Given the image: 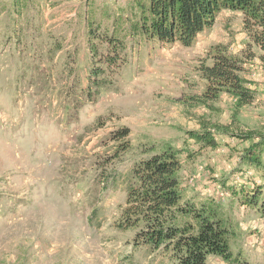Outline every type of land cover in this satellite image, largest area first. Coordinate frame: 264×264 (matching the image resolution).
Returning a JSON list of instances; mask_svg holds the SVG:
<instances>
[{
	"label": "rangeland",
	"instance_id": "rangeland-1",
	"mask_svg": "<svg viewBox=\"0 0 264 264\" xmlns=\"http://www.w3.org/2000/svg\"><path fill=\"white\" fill-rule=\"evenodd\" d=\"M130 1L0 0V264H175L121 227L133 168L163 145L194 155L180 171L185 196L218 205L237 233L233 250L264 264V214L241 200L264 189L246 159L264 139V73L244 14L222 10L188 47L90 40L91 15L111 14V26L132 14ZM221 55L242 61L253 103L206 98L203 68ZM205 125L219 133L216 148L188 135Z\"/></svg>",
	"mask_w": 264,
	"mask_h": 264
},
{
	"label": "trees",
	"instance_id": "trees-1",
	"mask_svg": "<svg viewBox=\"0 0 264 264\" xmlns=\"http://www.w3.org/2000/svg\"><path fill=\"white\" fill-rule=\"evenodd\" d=\"M24 1L30 0H13L17 7ZM129 4L132 14L124 12L115 19L112 16L111 26L102 25V20H107L111 14L104 13L102 19L91 15L90 40L93 35L101 44L119 50L120 44L136 35L161 45L179 43L188 47L214 25L222 10L240 11L254 43L262 51L260 60L264 73V0H131ZM118 55L119 52L115 57ZM110 56L111 53L108 58ZM241 62L237 57L221 55L213 66L203 68L204 78L211 82L206 98L215 100L219 92L226 91L240 107L257 99V91L249 88L248 81L240 76ZM201 101L202 104L208 102ZM221 128L224 127H217ZM218 134L208 125L201 131L188 133L202 149L219 146ZM263 151L264 139L246 159L260 169L264 177ZM148 152L152 154L140 159L132 170L133 183L122 210L121 227L136 232L135 246L149 248L153 253H170L175 264H209L210 257L220 258L227 264H249L241 251L233 250L232 241L237 233L222 209L213 202L198 204L185 196L180 171L194 155L188 153L184 158L182 150L168 145L151 147ZM242 196L243 205L264 214L263 187Z\"/></svg>",
	"mask_w": 264,
	"mask_h": 264
},
{
	"label": "crops",
	"instance_id": "crops-1",
	"mask_svg": "<svg viewBox=\"0 0 264 264\" xmlns=\"http://www.w3.org/2000/svg\"><path fill=\"white\" fill-rule=\"evenodd\" d=\"M189 201H191V199H188Z\"/></svg>",
	"mask_w": 264,
	"mask_h": 264
}]
</instances>
